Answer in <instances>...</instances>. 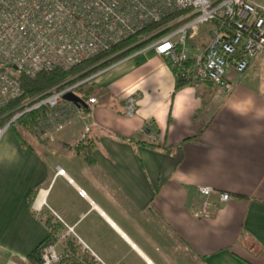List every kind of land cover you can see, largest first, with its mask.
Masks as SVG:
<instances>
[{
	"label": "crops",
	"instance_id": "obj_1",
	"mask_svg": "<svg viewBox=\"0 0 264 264\" xmlns=\"http://www.w3.org/2000/svg\"><path fill=\"white\" fill-rule=\"evenodd\" d=\"M177 80L147 51L91 82V122L83 112L54 142L22 131L31 149L15 129L3 135L0 264H31L51 234L43 211L65 228L62 258L76 241L96 264H264V55L227 97L216 86L176 91ZM147 124L160 149L126 142L148 139ZM82 142L91 161L74 153ZM200 186L231 195L211 219L193 215Z\"/></svg>",
	"mask_w": 264,
	"mask_h": 264
},
{
	"label": "built area",
	"instance_id": "obj_2",
	"mask_svg": "<svg viewBox=\"0 0 264 264\" xmlns=\"http://www.w3.org/2000/svg\"><path fill=\"white\" fill-rule=\"evenodd\" d=\"M163 23L147 33L149 27ZM207 27L208 41L194 49L191 42L205 38ZM134 38L136 42L112 57L154 39L124 60L154 51L171 63L179 80L211 82L227 97L264 55V0H0V110L24 96L20 82L5 68L30 78L57 69L70 71ZM100 74L23 102L17 109L23 112L0 129V139L24 114L48 108L35 131L54 142L55 133L83 115L82 108L65 101V95L77 94ZM90 104L97 100L91 98ZM88 133L89 128L83 140ZM197 191L200 202L193 209L197 220L211 219L216 203L231 199L210 186ZM79 193L87 197L84 190ZM61 260L57 244L42 254V264Z\"/></svg>",
	"mask_w": 264,
	"mask_h": 264
},
{
	"label": "trees",
	"instance_id": "obj_3",
	"mask_svg": "<svg viewBox=\"0 0 264 264\" xmlns=\"http://www.w3.org/2000/svg\"><path fill=\"white\" fill-rule=\"evenodd\" d=\"M165 24L166 23L151 26L146 31L147 33L157 31L160 28H162L163 25ZM212 26H215V25H212ZM203 35L205 36V38H207V41H208L209 36H210V27H207L204 30ZM203 38L198 39L195 42H191V46L194 49H197L198 47H200V45H202L205 39ZM153 40L154 39H150L142 43L141 45H137L115 57H112L118 54L119 52L124 51L131 44L136 42L137 39L134 38L121 45L114 47L109 52L103 53L97 56L96 58H93L79 65L73 70L65 71L62 69H57L53 72H43V73L38 74L36 78H30L25 75L18 74L14 70L5 68V70H7L12 77L16 78L20 82L21 87L24 91V96L21 99L11 103L9 106L0 110V128L1 129L4 128L17 114L23 112V110L17 111V109L20 107V105L23 102L28 101V100H33L44 94L53 92L54 90L66 89L89 77L97 75L98 73L105 71L109 67H112L118 62L126 59L132 54L148 46L149 44L153 42ZM166 62L169 64V66L171 65L169 61H166ZM203 83L206 86V88H208L209 90L213 89V87L215 86L213 83L208 82V81L183 82L178 79L176 91H179L187 86L200 87L203 85ZM76 92L78 96L87 103V107L82 108V110L84 114L89 117V121L91 122L92 121V117H91L92 109L90 105V99L93 97V89L92 87H89L88 85H86V86L80 87L78 90H76ZM127 104L128 103H125L124 105H127ZM49 112L50 110L48 108H42L37 111H32L30 113H26L23 116H21L19 120L17 121V123L12 124L11 128L17 131L24 149H28V148L31 149L33 147L25 139V137L23 136V132H25L26 134L30 136H33L37 140L41 141V139H44V137L42 136V133H38L37 131H35V126L38 123H40L45 117H47ZM151 124H147L142 133L143 137L150 136L148 139H142L140 141H136L135 139H127L126 142L138 143L141 146L152 148V149H160L161 147L158 144V132L155 128H153V125ZM93 150H94V147L91 144H85V142H82L78 144L76 147H74V153L76 155L83 156L87 161L92 160L91 155L93 153ZM163 151L167 154L172 153L171 148L170 150L167 148H164ZM239 198L243 199V197H239ZM38 218L40 221H42L47 226L51 234L45 241L40 243L34 249V251L28 256V260L31 264H42L43 262L42 254L44 250L50 245L57 244L61 238V234H63L65 231L64 226L60 224L59 222H57L55 218L51 216V214L47 211H43L41 214H39ZM66 255L67 256L62 258L59 264H96L94 258H92L87 253L81 252L78 246V243L76 241L67 242V254Z\"/></svg>",
	"mask_w": 264,
	"mask_h": 264
},
{
	"label": "water",
	"instance_id": "obj_4",
	"mask_svg": "<svg viewBox=\"0 0 264 264\" xmlns=\"http://www.w3.org/2000/svg\"><path fill=\"white\" fill-rule=\"evenodd\" d=\"M16 70V68H14ZM65 101L73 103L79 108L87 107V103L83 101L76 93H68L64 97Z\"/></svg>",
	"mask_w": 264,
	"mask_h": 264
},
{
	"label": "rangeland",
	"instance_id": "obj_5",
	"mask_svg": "<svg viewBox=\"0 0 264 264\" xmlns=\"http://www.w3.org/2000/svg\"><path fill=\"white\" fill-rule=\"evenodd\" d=\"M201 43H202V42H201ZM201 48H202V47H201ZM203 85H204V83H203ZM203 85H202V86H203ZM0 129H1V128H0ZM9 131H12V129H8V130H7V132H9ZM27 137H28V139L31 140V137H33V136H27ZM2 138H3V136H2ZM0 141H1V140H0ZM57 141H58V140H57ZM59 169H60V168H59ZM59 169H58V170H59Z\"/></svg>",
	"mask_w": 264,
	"mask_h": 264
}]
</instances>
